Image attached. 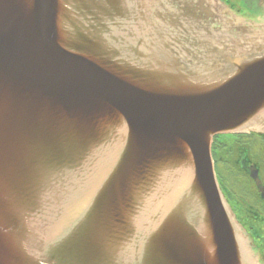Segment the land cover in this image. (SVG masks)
I'll use <instances>...</instances> for the list:
<instances>
[{
    "label": "water",
    "instance_id": "1",
    "mask_svg": "<svg viewBox=\"0 0 264 264\" xmlns=\"http://www.w3.org/2000/svg\"><path fill=\"white\" fill-rule=\"evenodd\" d=\"M264 135V23L220 0H0V264H260L211 143Z\"/></svg>",
    "mask_w": 264,
    "mask_h": 264
},
{
    "label": "flooded vegetation",
    "instance_id": "2",
    "mask_svg": "<svg viewBox=\"0 0 264 264\" xmlns=\"http://www.w3.org/2000/svg\"><path fill=\"white\" fill-rule=\"evenodd\" d=\"M249 1L257 6L264 3V0ZM249 1L243 2L249 4ZM242 11L247 16L252 15L253 19L258 18L253 11ZM223 137L227 139L222 140ZM212 157L222 193L236 220L249 230L264 264V139L251 133L219 136L213 142Z\"/></svg>",
    "mask_w": 264,
    "mask_h": 264
},
{
    "label": "rangeland",
    "instance_id": "3",
    "mask_svg": "<svg viewBox=\"0 0 264 264\" xmlns=\"http://www.w3.org/2000/svg\"><path fill=\"white\" fill-rule=\"evenodd\" d=\"M227 138L226 137H223V139L222 140H226ZM262 157V156H261ZM260 166H261V164H260ZM228 172H229V168H228Z\"/></svg>",
    "mask_w": 264,
    "mask_h": 264
}]
</instances>
